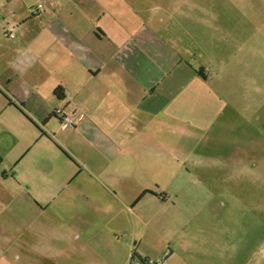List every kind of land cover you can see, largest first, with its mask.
<instances>
[{
    "label": "crops",
    "instance_id": "obj_1",
    "mask_svg": "<svg viewBox=\"0 0 264 264\" xmlns=\"http://www.w3.org/2000/svg\"><path fill=\"white\" fill-rule=\"evenodd\" d=\"M39 10L0 63V109L22 122L15 135L0 129V257L16 264L52 263L53 219L91 212L67 207L62 166L77 153L63 138L66 151L55 146L49 135L68 131L80 147L104 146L127 159L146 152L144 160L164 163L159 152L172 150L174 136L187 134L190 120L211 104L208 52L229 50L230 38L239 37L235 24L245 20L236 0H46ZM255 34L243 32L236 43L247 45ZM68 97L77 109L71 131L57 116ZM73 194L91 200L84 191ZM149 197L166 204L168 196ZM64 229L61 251L75 241L94 259L117 256L96 228ZM118 232L125 231L105 235ZM38 236L39 249L19 254Z\"/></svg>",
    "mask_w": 264,
    "mask_h": 264
},
{
    "label": "rangeland",
    "instance_id": "obj_2",
    "mask_svg": "<svg viewBox=\"0 0 264 264\" xmlns=\"http://www.w3.org/2000/svg\"><path fill=\"white\" fill-rule=\"evenodd\" d=\"M45 1L0 0L1 64ZM236 1L245 20L235 31L255 37L247 45L230 38L229 50L208 52L211 104L190 120L187 134L174 136L172 150L165 146L159 152L164 163L144 160L146 152L127 159L104 146L80 147L68 131L49 135L55 146L65 150L63 138L77 153L62 166L69 174L59 184L67 207L76 212L85 205L91 211L66 222L53 219L50 238L57 259L50 264H141L147 258L161 264H264V0ZM21 126L13 110L0 109V129L15 135ZM171 155L175 161H168ZM82 191L91 200L73 194ZM152 192L167 193V203L153 200ZM65 224L85 232L96 228L98 236L116 245L117 256L94 259L75 241L61 251ZM111 229L125 232L106 237ZM40 245V236L31 237L19 254L31 255ZM0 264L16 263L1 256Z\"/></svg>",
    "mask_w": 264,
    "mask_h": 264
},
{
    "label": "built area",
    "instance_id": "obj_3",
    "mask_svg": "<svg viewBox=\"0 0 264 264\" xmlns=\"http://www.w3.org/2000/svg\"><path fill=\"white\" fill-rule=\"evenodd\" d=\"M67 104L65 107L59 109L57 111V116L59 117L61 123H62V127L63 128H70L73 127L75 124V113L77 112V109L74 105V103L72 102V99L70 97L67 98ZM70 107V108H69ZM141 264H161V262L159 261H153L150 259H142V261L140 262Z\"/></svg>",
    "mask_w": 264,
    "mask_h": 264
},
{
    "label": "trees",
    "instance_id": "obj_4",
    "mask_svg": "<svg viewBox=\"0 0 264 264\" xmlns=\"http://www.w3.org/2000/svg\"><path fill=\"white\" fill-rule=\"evenodd\" d=\"M54 94L57 96V97H60L61 95V92L57 89L54 91ZM142 261V259H140V262Z\"/></svg>",
    "mask_w": 264,
    "mask_h": 264
}]
</instances>
